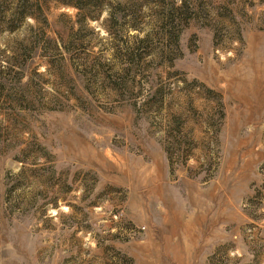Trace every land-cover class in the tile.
<instances>
[{
    "label": "rangeland",
    "instance_id": "1",
    "mask_svg": "<svg viewBox=\"0 0 264 264\" xmlns=\"http://www.w3.org/2000/svg\"><path fill=\"white\" fill-rule=\"evenodd\" d=\"M0 264H264V0H0Z\"/></svg>",
    "mask_w": 264,
    "mask_h": 264
},
{
    "label": "trees",
    "instance_id": "2",
    "mask_svg": "<svg viewBox=\"0 0 264 264\" xmlns=\"http://www.w3.org/2000/svg\"><path fill=\"white\" fill-rule=\"evenodd\" d=\"M23 14H24V15H23ZM25 14H26V13H25L24 11H21V12L19 11V13H18V14L16 13L15 16H17V18H20L21 16H25Z\"/></svg>",
    "mask_w": 264,
    "mask_h": 264
}]
</instances>
